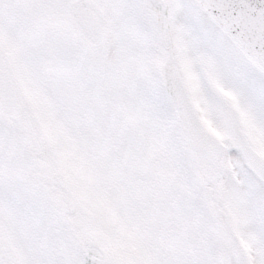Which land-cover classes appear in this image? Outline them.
<instances>
[{"label": "snow or ice", "instance_id": "1", "mask_svg": "<svg viewBox=\"0 0 264 264\" xmlns=\"http://www.w3.org/2000/svg\"><path fill=\"white\" fill-rule=\"evenodd\" d=\"M0 264H264V0H0Z\"/></svg>", "mask_w": 264, "mask_h": 264}]
</instances>
